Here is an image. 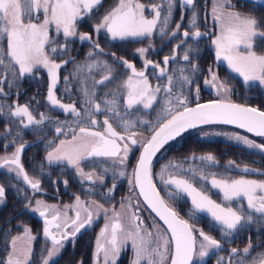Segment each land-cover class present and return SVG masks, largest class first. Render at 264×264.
I'll return each instance as SVG.
<instances>
[{
	"label": "snow or ice",
	"instance_id": "1",
	"mask_svg": "<svg viewBox=\"0 0 264 264\" xmlns=\"http://www.w3.org/2000/svg\"><path fill=\"white\" fill-rule=\"evenodd\" d=\"M103 3L104 0H0V117L7 121L0 137L6 141L5 149L14 147L10 154L0 156V169L18 182L9 183L7 187L26 201L24 209L38 214L43 220L45 246L41 248L39 264H54L66 242H74L77 234L91 226L101 214L105 223L95 240L93 264H118L129 241L133 251L131 264H196L216 251L225 250L221 240L230 243L240 232L250 229L259 235L264 230V180L248 179L245 175L233 178L231 172L239 170L244 174L264 176V170L247 164L241 167L229 160L223 166V172H213L209 169L220 167L213 154L197 156L193 153L184 161H169L154 174L153 161L167 144L204 125H236L264 138V107L233 101L231 96L235 94V88L227 80H222L214 67L206 70L208 75L203 78V84L215 89L217 99L200 103L199 84L195 85V106H191L185 94L186 88L191 92L194 78L200 71L199 65L193 62V57L198 56L200 50L189 40L198 44L205 37L214 46L215 60L225 62L227 68L241 78L242 86L249 91L256 88L264 92V15H256L257 8H264V0H210V13L209 0H203L205 23L208 15L213 21V27L206 31L200 30L201 9L196 0H179L178 5L177 0H160L150 5L140 0H117L98 22L91 25L92 33L80 32L79 23L98 13ZM177 6L180 8V20L172 28ZM186 10L191 15L188 27L181 31ZM146 11L150 16L145 15ZM101 33L112 41L147 38V47L135 49L143 67L137 69L129 60L117 57L115 52H105L99 42ZM154 35L162 40H179L171 55H165L162 61L147 58V54L155 50L152 43ZM61 38L63 43L58 42ZM76 40L90 44L85 60L79 63L70 54ZM180 49H183L182 56L178 53ZM101 56H110L112 62L101 60ZM56 57L66 59L57 62ZM173 62L176 65L170 68ZM69 64L73 65V71L63 78V91L71 98L72 89L78 85L77 95L82 110L77 108L75 100L66 104L56 95L60 83L59 70ZM113 65L122 66L128 73L127 77L97 101L98 87H106L117 79ZM149 69L153 70L157 81L166 78L167 83L153 86L147 74ZM41 70H46L48 77L45 98L48 108L71 115V121L54 120L50 115L38 112L40 101L35 95L29 98V102L19 103L21 81L25 77L36 78ZM94 70L104 73L101 79H94ZM189 72L191 75L186 74ZM5 86L8 91H5ZM13 95L17 99L8 104L7 99ZM245 99L254 97L246 96ZM156 107L159 111L154 121L133 118L138 111H155ZM98 115L103 116L102 121L97 119ZM111 121H115L123 131H117ZM46 124L55 126V136L45 144L48 150L44 164L62 166L61 174L66 168L72 169L78 181L89 186L86 189L89 196L100 195L105 201L115 198V181L128 175L129 156L135 147H139L140 155L128 184L130 193L137 190L135 195L142 200H133L130 195L119 202L117 210L115 207L107 208L95 199L82 200L80 195H75L73 204L62 206L35 199L37 194H45L42 181L31 177L22 162L29 142L18 141L23 140L25 130L38 133ZM138 125L147 127L150 135L135 131ZM98 127L103 130H95ZM217 134L226 135L264 156V144L245 135ZM208 135L203 133V136ZM85 162L94 166L92 171L84 170ZM44 164L38 166L40 174L50 175L45 172ZM106 164L111 167L104 166ZM96 167L100 168L99 173ZM109 173H112L113 183L101 193L97 186L105 185ZM155 176L164 186L167 199L161 195ZM51 182L56 192H59L58 184L68 187L67 179ZM18 184L26 186L28 191L25 192ZM213 189L221 194V202L212 198L210 191ZM182 199L190 201L188 219L183 218L173 206V202ZM5 203L6 187L0 184V205ZM234 203L236 207H233ZM141 204L155 214V232L145 224ZM69 210L75 215L69 216ZM201 216L210 218L209 227L218 231L221 239L190 222L199 220ZM156 218L165 226L162 231L155 223ZM17 227L22 228V232L15 235L11 234V229L3 230L6 257L0 260V264H35L33 255L37 237L30 226L19 224ZM256 247H261V244L253 245L249 236L247 246L227 249L228 256L219 257L216 264H248L249 259L251 264H264V252L251 256Z\"/></svg>",
	"mask_w": 264,
	"mask_h": 264
},
{
	"label": "flooded vegetation",
	"instance_id": "2",
	"mask_svg": "<svg viewBox=\"0 0 264 264\" xmlns=\"http://www.w3.org/2000/svg\"><path fill=\"white\" fill-rule=\"evenodd\" d=\"M117 0H104L103 6L99 9V12L93 15L90 18H87L84 22L79 23L78 30L80 32H88L92 33L91 25L98 22L100 16H102L106 10L110 9L112 6L116 4ZM141 3L146 5H150L152 3H159L160 0H140ZM197 5L201 9V19L200 23V30L206 31L213 27V21L211 16L208 15L207 22L205 23L204 16V5L203 0H196ZM235 2V0H234ZM179 4V0H177V5ZM211 3L209 0L208 3V12L210 13ZM256 12H259L258 15H264V8H257ZM145 15L150 16V14L146 11ZM191 13L190 11L186 10L185 18L182 22L181 31L184 28L188 27V20ZM42 18V17H41ZM180 20V8L177 6L174 17L172 20L171 27H175V23ZM59 43H63V39L61 38ZM99 42L101 47L104 48L105 52H115L117 57H123L124 59L129 60L133 64H135L137 69H141L142 59L135 53V49L140 47H147L148 40L147 38L136 40L133 38L126 39L124 41L116 40L112 41L110 38L106 36V34L101 33ZM179 42L177 39L168 40L165 38L164 40L160 39L158 35H154L152 38L153 48L154 51H150L147 54L148 59H152L154 61H162L165 55H171L172 48L175 44ZM190 44H193V47L199 48V55L193 57V62L199 65L200 71L196 74L194 78L195 82L191 86V92L185 89V94L188 95L189 100L191 101V106H194L196 103L195 98V85H200V92H199V102H207L209 100L217 99L218 97H213L214 93L216 92L215 89L211 87L205 86L203 84V78L208 75L207 69L209 67H214L215 70L218 71V75L222 80H227L229 85L235 88V94L231 96V99L237 103H249L252 105H260L264 107V92L259 89L254 88L252 91H249L246 86H242L241 78L237 76V74L232 73L226 66L225 62H217L215 60V49L214 46L211 45L210 39L205 37L199 41L198 44L194 43L193 41L189 40ZM90 51V44L88 42H80L78 40L73 41L71 55L76 58V61L83 62L87 53ZM179 55L182 56L183 49L178 50ZM66 57H56L57 62H60V59ZM101 60H107L109 63L112 62V58L110 56H101ZM181 65L184 64L183 61H179ZM176 62H173L169 67H174ZM163 66V65H161ZM115 68L117 79L107 86H99L97 91L99 95L97 96V101L103 98V94L105 92H109L112 89L116 88L118 84H120L124 79H126L127 74L122 66L120 65H113ZM73 71V65L69 64L64 68L59 70L60 73V83L56 91V95L58 98H62L63 103H72L73 100L76 101L77 108H81L82 106L80 103V97L77 95V87L72 89L71 98L64 94V81L63 78L68 76L70 72ZM148 77L150 82L155 86L157 83L165 84L167 83L166 78H161L157 81L156 76L153 75V70H148ZM191 75V73H186ZM103 72L99 70H94L92 76L94 79L99 80L101 79ZM75 84V81H73ZM91 83V81H89ZM47 85H48V77L46 70H41L37 73L36 78L32 77H25L20 83V92L22 93L19 95L18 100L20 104H24L29 102V98L32 96H36V100L40 101L38 106V112H44L50 115L54 120L60 121H71V115L63 114L59 109L50 110L46 104V92H47ZM177 89H174L176 91ZM5 91H8L7 86H5ZM15 91V89H13ZM39 93V94H37ZM163 96V93H161ZM246 96L254 97V99L246 100ZM110 98V97H109ZM17 96L13 95L7 99V103L11 104L13 100H16ZM33 106L35 107V101L32 102ZM159 111V107H156V110H143L138 111L134 114L133 118L144 116L147 117L148 120H153L156 118V113ZM34 115L39 118L37 112H34ZM97 119L102 121L103 116L98 115ZM113 122V126L116 128L117 131H123V129L117 127L115 121ZM7 121L5 118L0 117V133L4 132L5 125ZM226 127L232 130L234 133H241L246 134L249 136L255 137L256 141L261 144H264V138L255 136L242 130L240 128L229 126L225 124H210L204 125L196 129H191L186 132L182 137L177 138L176 140L167 144L154 158L153 161V172L158 173L161 170V166L168 164L169 161H176L181 162L184 161L185 157L192 155L193 153L197 156L205 155L208 153L213 154L217 160L219 161L220 167L219 168H211L210 171L213 172H223L224 165L229 161H235L241 167L245 164L249 165L250 167L262 169L264 170V156L259 154L256 150L247 149L245 146L238 144L234 141H231L229 138H224V136H220L215 132L214 127ZM54 125L49 126L45 125L43 131L38 133H33L31 130H25L23 133V140L18 141L20 142H31L29 147L23 154L22 162L26 171L29 173L31 177L38 178L42 181V188L45 194H37L35 199H42L50 204H73L75 195H80L82 200H89L95 199L98 202L105 205L107 208L115 207L119 210L120 205L119 202L128 196H132L133 200L139 198L142 200L141 197H136L135 192L137 190L133 189L130 193L129 191V184L128 179L131 176L132 168L134 167L138 156L140 155L141 149L139 147H135L132 153L129 156L128 166L126 172L128 175L125 177L118 178L115 182L117 184V188L113 193L114 199L110 201H105L101 198L100 195H91L89 196L86 189L89 187L88 185H82L78 179L76 178L75 173L72 169L66 168L64 173L61 174V167L58 165L48 166L44 164V156L46 155L45 144L48 139H53L54 134ZM95 130H103L102 128L98 127ZM135 131L143 133V135H150L149 129L145 126L138 125ZM203 133H209L208 136H203ZM9 139L12 137L9 136ZM46 138V139H45ZM64 138V137H61ZM6 141L0 137V156L10 154L14 151V147L9 146L7 149L3 147ZM253 161H258V163H253ZM44 164L45 172L50 175H41L39 171V165ZM106 167H111L110 164L104 165ZM187 162H185V167H187ZM93 165L85 162L83 164V168L86 172L93 170ZM96 172H100V168H95ZM241 175H245L248 179H257V180H264V176L261 175H249L240 172L239 170H234L231 172V176L233 178H239ZM68 180V187L65 188L62 184H58L59 192L54 190L52 180ZM155 180L157 182V187L161 190V195L167 199L166 191L164 186L159 182V177L155 176ZM9 183L17 184L18 182L15 179H12L9 174L2 169H0V184H4L6 187V203L0 205V260L6 257L5 252V245L2 242L3 230L11 229V234L15 235L22 232V228H18L17 225L19 224H26L31 227L33 234L37 237L34 242V255L33 261L35 264H39V258L41 253V248L45 246L44 237L42 235V227H43V220L39 217L38 214L29 212L24 209L25 200L22 197L17 196L11 188H8L7 185ZM112 181V173H109L105 179V185L103 187L97 186V190L101 193L106 192L109 187H111ZM199 186V185H198ZM18 187L22 188L25 192L28 191L26 186L23 184H18ZM210 194L212 198L217 200V202H221L222 196L216 190H211ZM173 206L179 211L180 215L188 219L187 212L190 207V201L187 199H182L179 201L173 202ZM233 207H236V204H233ZM141 215L144 219L145 224L148 228L154 232L153 227V217L155 216L154 213L147 209L146 206L141 204ZM69 216H74L75 213L72 210L68 212ZM111 213H109L110 215ZM154 215V216H153ZM9 220L11 223H8ZM196 227L202 228L205 232L213 235L216 239H221L220 233L215 231L214 229L209 227L210 218L207 216H201V218L197 221H190ZM105 219L103 214L99 217L94 219L91 226L82 229L80 233L77 234L75 241H68L66 242L65 248L62 250V254L54 260V264H79V261H83V264H93V252L95 248V240L97 235L100 232V229L104 226ZM251 237V242L253 245L257 243L261 244V247H256L253 249L251 256H256L260 252H264V230H261L259 235L254 229H250L248 231L240 232L235 238L232 239L230 243H224L221 240L223 247L225 250L223 251H216L211 254L209 257L205 258L203 261H197L196 264H216V261L219 257H227L228 251L227 249L235 247L240 249L242 245L248 244V237ZM50 247V244L48 245ZM46 255V253H45ZM133 259V251L131 249V241L128 242L127 248L121 253L119 257L118 264H131ZM248 264H251V259L248 260Z\"/></svg>",
	"mask_w": 264,
	"mask_h": 264
},
{
	"label": "rangeland",
	"instance_id": "3",
	"mask_svg": "<svg viewBox=\"0 0 264 264\" xmlns=\"http://www.w3.org/2000/svg\"><path fill=\"white\" fill-rule=\"evenodd\" d=\"M259 14V12H256V15H258ZM213 97H217V94H216V92L214 93V96ZM140 118H143V119H146V120H148L147 119V117H144V116H141L140 115ZM156 118H154L152 121H154ZM141 126H143V125H141ZM214 129H215V132L216 133H234L232 130H230V129H228V128H226V127H220V126H217V127H214ZM237 133V132H236ZM239 134H241V133H239ZM218 135V134H217ZM241 135H245V136H247L249 139H253L254 141H256V139H255V137H253V136H249V135H246V134H241ZM220 136H224V138H226L227 136L226 135H220ZM228 138V137H227ZM232 141V140H231ZM234 142H236V141H234ZM257 143H259L258 141H256ZM236 143H238V142H236ZM239 144V143H238ZM155 215V214H154ZM153 215V216H154ZM155 223H156V225H158L159 226V228H160V230L162 231L163 229H164V225H163V223L161 222V221H159V219L158 218H156L155 219ZM195 226V225H194ZM156 231V229L154 228V232ZM245 246H247V244L246 245H242V247L240 248V249H243ZM199 261V260H198ZM211 264V263H210Z\"/></svg>",
	"mask_w": 264,
	"mask_h": 264
},
{
	"label": "water",
	"instance_id": "4",
	"mask_svg": "<svg viewBox=\"0 0 264 264\" xmlns=\"http://www.w3.org/2000/svg\"><path fill=\"white\" fill-rule=\"evenodd\" d=\"M203 103H206V102H203ZM195 106V105H194ZM225 125H228V124H225ZM229 126H234V127H237L236 125H229ZM238 128V127H237ZM242 130H245V129H242ZM246 131V130H245ZM247 132V131H246ZM250 134H253V135H255L254 133H250ZM31 143V142H30ZM29 143V144H30ZM142 198V197H141ZM162 222V221H161Z\"/></svg>",
	"mask_w": 264,
	"mask_h": 264
}]
</instances>
